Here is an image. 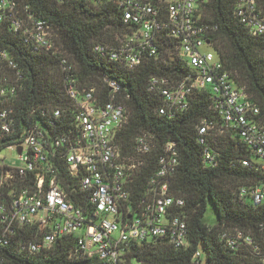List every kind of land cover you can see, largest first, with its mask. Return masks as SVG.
<instances>
[{
    "label": "built area",
    "instance_id": "built-area-1",
    "mask_svg": "<svg viewBox=\"0 0 264 264\" xmlns=\"http://www.w3.org/2000/svg\"><path fill=\"white\" fill-rule=\"evenodd\" d=\"M93 1H112L120 9L123 23L116 42H96L93 51L125 71H134L151 58L171 69L169 75H151L146 84L151 96L161 102L156 107L160 114L175 117L189 109L197 93L208 94L217 117L201 119L199 142L205 144L206 136L227 131L238 135L251 154L241 160L242 165L263 173L259 184L241 188L239 196L264 203L260 107L237 84L213 48L209 34L215 27L202 17L207 0ZM234 14L253 35L264 38V9L258 0H235ZM0 26H9L33 53L59 56L66 94L76 103L75 128L60 135L48 134L38 121L19 125L13 104L23 76L13 57L0 50V152L17 149L19 161L9 163L0 154V244H6L20 228L36 227L33 238L20 245L36 254L48 251L56 238L73 235L74 247L67 256L70 261H81L79 264H145L130 252L132 244L146 240H165L177 249L191 245L186 215L178 211L185 200L170 192L179 165L176 142L162 145L157 169L134 203L133 190L144 155L157 145L154 133L138 134V158L124 155L116 142L118 131L129 119L125 100L131 94L111 77L105 78L106 97L95 86L81 85L74 65L61 55L49 24L20 0H0ZM60 115L56 108L46 117ZM60 146L65 150L58 157L73 179L72 191L80 193L79 201L60 184L53 168L51 149L56 152ZM201 154L205 166L214 167L221 161L220 153L209 146ZM30 172L36 175L35 187L21 184ZM220 239L226 248L249 249L264 264V254L253 236L234 229L222 231ZM204 257V251L197 248L191 263L204 264Z\"/></svg>",
    "mask_w": 264,
    "mask_h": 264
},
{
    "label": "trees",
    "instance_id": "trees-1",
    "mask_svg": "<svg viewBox=\"0 0 264 264\" xmlns=\"http://www.w3.org/2000/svg\"><path fill=\"white\" fill-rule=\"evenodd\" d=\"M157 3L158 0H150ZM264 9V0H258ZM29 5L41 20L49 24L53 38L62 56L75 68L81 85L95 86L104 97L109 87L105 78L117 79L131 94L125 102L129 119L118 131L116 142L124 155L140 157L135 148L138 134L150 131L155 135L157 147L144 155L142 166L133 190L132 200L137 202L144 185L158 165L162 145L175 141L179 149V165L170 181L171 194L182 197L185 205L178 211L186 215L191 245L186 249L174 248L161 239L143 241L131 245L130 255L145 264H192L191 258L197 248L204 251V264H262L260 257L249 249L239 251L226 248L220 239L224 230L240 229L259 243L264 254V203H253L241 198L243 187L259 184L263 173L241 163L251 158L248 147L239 136L227 131L224 134L206 136L205 144L199 142L198 125L203 117L214 119L216 113L210 108L208 94L197 93L188 110L175 117L160 114V105L146 89L148 78L153 75H169L172 70L161 66L151 58L134 71H125L114 62L103 60L93 51L96 42L114 43L123 30L121 11L112 1L95 3L93 0H20ZM235 0H207L202 5L205 23L215 27L209 37L214 50L239 86L245 88L260 107V118L264 123V38L253 35L234 14ZM0 50H5L17 63L23 79L17 88L13 106L18 113V124L28 121L43 126L48 134L60 135L75 128V102L66 94L59 56L33 53L9 26H0ZM13 76V72H11ZM61 115L47 119L54 109ZM46 112V113H45ZM45 113V114H44ZM209 146L220 153L217 166H205L202 150ZM60 146L50 156L60 184L74 199L80 193L72 191V182L67 175L64 161L58 157L64 152ZM36 175L30 172L22 185L36 186ZM212 203L217 214L216 223L204 221L208 203ZM38 230L23 227L6 244H0V264H79L70 261L68 252L74 247L73 235L56 238L48 251L31 254L20 247Z\"/></svg>",
    "mask_w": 264,
    "mask_h": 264
},
{
    "label": "rangeland",
    "instance_id": "rangeland-1",
    "mask_svg": "<svg viewBox=\"0 0 264 264\" xmlns=\"http://www.w3.org/2000/svg\"><path fill=\"white\" fill-rule=\"evenodd\" d=\"M0 154L2 156H6L5 160L9 163H13L14 161L19 162L17 159V154H18L17 149L6 148V149H3L2 152H0ZM204 221L210 225L216 223V221H217L216 210H215L213 204L210 202L207 205V210H206L205 215H204Z\"/></svg>",
    "mask_w": 264,
    "mask_h": 264
}]
</instances>
